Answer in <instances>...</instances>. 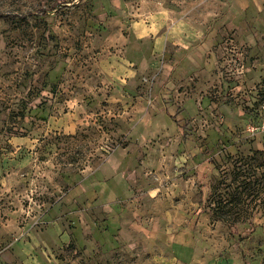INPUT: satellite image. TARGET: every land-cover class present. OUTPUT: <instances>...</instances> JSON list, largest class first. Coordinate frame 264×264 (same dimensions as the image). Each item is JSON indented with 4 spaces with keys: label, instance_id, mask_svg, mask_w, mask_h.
Returning a JSON list of instances; mask_svg holds the SVG:
<instances>
[{
    "label": "rangeland",
    "instance_id": "1",
    "mask_svg": "<svg viewBox=\"0 0 264 264\" xmlns=\"http://www.w3.org/2000/svg\"><path fill=\"white\" fill-rule=\"evenodd\" d=\"M263 175L264 0H0V264H264Z\"/></svg>",
    "mask_w": 264,
    "mask_h": 264
},
{
    "label": "trees",
    "instance_id": "2",
    "mask_svg": "<svg viewBox=\"0 0 264 264\" xmlns=\"http://www.w3.org/2000/svg\"><path fill=\"white\" fill-rule=\"evenodd\" d=\"M244 174V173H243ZM244 178L246 179V177L244 176ZM261 180L264 179V175L260 177ZM260 178L257 179V181H260ZM245 185V184H244ZM244 189V188H243ZM215 191V190H214ZM213 191V194H215V196L217 197L215 199V201L213 203H211L210 206L213 207L212 209V216L215 217V219H221L223 220V218L228 215V213H230L233 208V201L231 198L228 197V194H226V196L224 197L223 194L222 195H216V193ZM244 194V190H242L239 193V200L241 199V195ZM225 195V193H224ZM237 198V197H235Z\"/></svg>",
    "mask_w": 264,
    "mask_h": 264
},
{
    "label": "crops",
    "instance_id": "3",
    "mask_svg": "<svg viewBox=\"0 0 264 264\" xmlns=\"http://www.w3.org/2000/svg\"><path fill=\"white\" fill-rule=\"evenodd\" d=\"M175 28V27H174ZM174 28H173V30H174ZM136 32V34L138 35V36H140V37H144V36H146V35H148V34H150L149 33V31H148V29H146V28H144V27H138L137 28V31H135ZM157 46H160L161 45V43H162V45L164 44L162 41H161V39H160V37H157Z\"/></svg>",
    "mask_w": 264,
    "mask_h": 264
}]
</instances>
